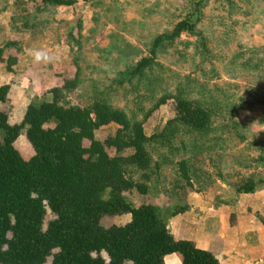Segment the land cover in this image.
<instances>
[{"label":"rangeland","instance_id":"374dc122","mask_svg":"<svg viewBox=\"0 0 264 264\" xmlns=\"http://www.w3.org/2000/svg\"><path fill=\"white\" fill-rule=\"evenodd\" d=\"M73 1L0 0V48L8 44L0 72L11 86L10 123L21 125L23 109L49 101L51 88L62 90L67 107L103 101L142 122L151 163L146 170L127 167L126 175L147 192L132 190L123 198L134 208L153 206L174 239L197 248L209 242L218 258H227L223 239L237 211L264 221V0ZM197 9L193 32L153 49L157 37L170 35ZM144 60L150 63L139 68ZM174 96L203 106L208 127L193 131L174 122L173 100L156 107ZM116 130L111 124L94 135L102 140ZM18 147L26 157L22 135ZM248 182L254 190L240 204L236 189ZM128 220L124 215L103 224ZM163 261L179 264L181 258Z\"/></svg>","mask_w":264,"mask_h":264},{"label":"trees","instance_id":"16d2710c","mask_svg":"<svg viewBox=\"0 0 264 264\" xmlns=\"http://www.w3.org/2000/svg\"><path fill=\"white\" fill-rule=\"evenodd\" d=\"M198 12L179 22L170 35L157 37L153 49L193 32ZM7 46L0 48V59ZM142 63L139 68L150 62ZM10 90V85L0 86V264H164L172 254L180 255V264H219L213 253L174 239L153 206L134 208L123 198L132 190L147 192L126 175L127 167L146 170L151 163L150 138L142 122L129 120L103 101L67 107L61 103L62 90L51 88L46 92L49 101L29 104L22 124H11ZM168 100L175 105L174 122L193 131L208 127L203 106L174 96L162 98L156 107ZM111 124L117 126L113 136L95 138L97 130ZM21 135L29 146L26 157L18 147ZM180 170L188 180L184 163ZM253 190L248 182L236 192ZM124 215L129 220L123 225L103 224L106 218Z\"/></svg>","mask_w":264,"mask_h":264},{"label":"crops","instance_id":"0c3cea01","mask_svg":"<svg viewBox=\"0 0 264 264\" xmlns=\"http://www.w3.org/2000/svg\"><path fill=\"white\" fill-rule=\"evenodd\" d=\"M6 75L7 72H0V83L2 82V85L10 84L9 82H3L6 79ZM21 97L23 98V96ZM26 107L22 111L21 118L24 116ZM238 197L240 204L250 199L249 194H241ZM239 212L240 214L238 211L235 214V225L229 228L224 235L223 243L231 252L229 255L227 254V258H218L217 254L213 253V246L211 247L209 242H205L202 246L201 244L197 246L199 249L213 253L218 258L219 264H264V225L253 214H249L247 211L245 213ZM199 231H201L200 233L203 237L207 236L206 233L202 232L203 226H199Z\"/></svg>","mask_w":264,"mask_h":264},{"label":"clouds","instance_id":"9594fccd","mask_svg":"<svg viewBox=\"0 0 264 264\" xmlns=\"http://www.w3.org/2000/svg\"><path fill=\"white\" fill-rule=\"evenodd\" d=\"M42 55H43L42 53H37L35 59L37 60L41 59Z\"/></svg>","mask_w":264,"mask_h":264}]
</instances>
